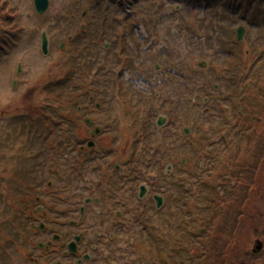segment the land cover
Here are the masks:
<instances>
[{
	"label": "rangeland",
	"instance_id": "374dc122",
	"mask_svg": "<svg viewBox=\"0 0 264 264\" xmlns=\"http://www.w3.org/2000/svg\"><path fill=\"white\" fill-rule=\"evenodd\" d=\"M240 26L245 28L244 38L236 42ZM43 30L48 31L51 40L47 55L41 50ZM96 38L106 39L105 46L96 45ZM62 42L65 44L61 49ZM241 50L247 54L241 59L237 56L235 62L232 55L235 51L240 54ZM120 53L128 56L125 59L128 62H121L117 57ZM262 55L264 0H50L45 14L36 11L34 0H0V264H25L22 249L16 251L14 259L7 256L8 249L21 233L19 229H28L29 232L31 222L39 219L60 232L65 226L59 224L71 219L69 213L62 210L67 207V199L62 201L64 207L54 210L49 216L41 217L45 214L37 206L46 208V205L36 197L47 196L49 193L34 190L35 180L31 175L34 172L32 169L40 162L36 161L35 156L40 154L44 157L38 167L48 170L50 177L57 176V173L67 174L69 157L78 147V139L74 136L76 127L73 122L71 124L72 120H67L72 127L64 138L71 142L67 149L63 147L65 140H61L57 133L70 126L62 127L55 120L74 117L76 110L70 115L66 114L71 104L77 107L85 103L86 107L92 108L91 111L87 110L88 113H94L98 101L90 102L89 91H95L91 94L103 100L97 115L99 123L105 124L113 117L118 121L119 115L126 117L121 121L120 128L99 137L101 146L117 148L111 155L115 163L127 160L134 151L132 143L141 132L139 126H132L134 119L136 123L142 122L144 117L150 119V110L155 115L166 116L165 126L156 124L153 128L155 135L151 143L157 147L149 144V148L156 160L149 164L151 169L147 171V176H150V172L161 173L162 177H158L155 182L156 190L166 196L167 200L173 198L175 204L172 207L177 209V214L183 209L184 199L186 204L190 201L189 192L193 190L198 211L195 209V212L187 213H190L191 222L196 218L194 213L202 216V208L206 205L204 198L211 186L199 180L194 184V189L190 186L187 191L183 187L184 182L190 175L199 178L197 176H201L203 169L210 164L208 159L205 165L206 159L201 157L206 152L203 147L207 136L210 139L207 143L212 146L214 153L213 158L218 151L232 149L233 145L234 150H240L236 129L230 124L225 125L227 117L223 112L225 110L231 114V121L234 120L233 94L243 86L247 88L257 84V80L249 83L247 77L241 78L237 64L241 60L249 64L246 60L254 56L251 58L254 63L245 68L249 71L248 77L253 76L251 74H258V70H264ZM103 56L105 66L102 74L107 75L105 78L109 83H98L99 88L91 90L90 85L97 79L90 76L101 71L100 67L104 64L95 63L97 58ZM19 62L23 64V72L14 85ZM201 62H206L205 68L199 67ZM155 63L160 66L158 70ZM92 64H95V68L91 67ZM124 65L128 66L129 75L124 73ZM118 74L127 79L123 80L124 85L117 84L115 76ZM108 75L113 76L108 79ZM215 84H219L218 87ZM123 90L129 98L127 102L122 92H119ZM66 91L68 93L63 94ZM112 93L115 94L113 98L110 96ZM257 96L255 91L251 92L249 101L259 105ZM239 108L248 113L249 119L260 111L259 108L245 105ZM259 116H264V109ZM187 126L190 132L185 134L183 130ZM166 127H169L168 130H163ZM227 127L230 128L228 135ZM82 129L81 138H84L83 135L89 134L90 130L84 126ZM167 133H172L171 137ZM38 135L45 136V139L40 142ZM34 136L36 139H33ZM51 141L60 146H52ZM33 142H37L38 146L32 145ZM165 153L176 157V174L166 172L168 159ZM229 154L225 156L224 176L213 178V183L223 180V184H218L214 190L217 195L218 189H221L223 194L220 198L227 197L225 192L233 180L228 177L232 170ZM182 156L188 159L186 168L180 164ZM183 169H186L185 172ZM42 175L39 174V177ZM171 179H174L171 183L173 186L169 187L168 181ZM247 181L249 188L253 186V179ZM235 193L229 196L233 199L232 204L223 202V211L218 218L225 221L226 216L227 221H231L234 216L236 219L241 218L242 212L238 206L241 194L238 190ZM108 213L106 207L95 218L97 226L103 225L107 233L111 227L106 218ZM205 214L204 227L206 231H211L207 221L212 212ZM27 217L29 219L26 221ZM252 218L247 242L238 252L243 254L244 264H255V260L256 264H262L264 251L254 254L256 252L253 247L256 237L264 234V210L255 213ZM153 225H157L156 236L161 240V249L168 245L167 248L172 247L177 253V247L178 252H181L177 256L183 255L186 247L196 243V236L192 237L185 228L182 229L184 233L179 234L177 230L175 235V229L170 232V224L161 215ZM146 226L147 232L152 229L151 224ZM200 227L201 224L197 229ZM95 231L96 228L90 233L94 234ZM226 231L224 228V236L228 234ZM129 236L125 240L126 246L138 251V246L130 245ZM224 236L217 241L220 244L219 251L222 250L221 258L228 255H225L228 240ZM178 237L180 242L177 241ZM128 254L130 260L136 259L137 252L134 254L130 251ZM186 261L191 262L192 258Z\"/></svg>",
	"mask_w": 264,
	"mask_h": 264
},
{
	"label": "flooded vegetation",
	"instance_id": "af4514ba",
	"mask_svg": "<svg viewBox=\"0 0 264 264\" xmlns=\"http://www.w3.org/2000/svg\"><path fill=\"white\" fill-rule=\"evenodd\" d=\"M91 67L95 68L93 64ZM96 76V73H92L90 78ZM111 76L113 75H108V79ZM115 78L118 85H124L123 80L127 81L124 75H118ZM16 79L18 83L19 77ZM105 83L108 84L109 81H105ZM95 86L96 83L94 82L90 88H96ZM93 92L95 91H89L88 94L90 95V102L98 101L93 109L94 113H88L92 108L86 106H68L66 114L70 115L72 111L76 110L75 116L63 121L55 120L62 127H67L69 125L67 120H72L71 124L73 122L76 127L74 136L78 139V147L74 149V154L69 157L70 165L66 166L67 174L57 173V176L50 177L48 170L44 171L38 167L43 163L44 155H34L36 161H40L38 166L32 169L34 172L31 176L35 180L34 190L49 193L47 196L38 195L36 197L39 201H44L46 205V208L42 205L37 206L45 214L41 217L49 216L54 210L64 207L62 201L67 199V207L62 210L67 211L71 219L59 224L65 226V229L60 232L45 221H39V219L32 221L29 232L28 229H19L21 233L13 243L14 245L8 249L7 256L14 259L16 251L22 249L25 264H178L176 257L180 253L177 247H175L177 253L172 247L167 248L168 245L161 249V240L156 236L158 234L157 225L152 226L160 215L170 224V232L176 230L175 235L178 229L185 227L190 232L189 228L193 226V221L191 222L190 218L186 216V211L183 212V209L186 208V199L183 201V209H180L179 214H177V209L172 207L175 204L173 198L167 200L166 196L164 197L156 190L155 182L158 177H162L161 173L150 172V176H147V171L151 169L149 164L156 160L155 154L151 153L149 144L152 147H157L156 144L151 143L154 141L151 138L155 135L153 128L157 124L159 115H155L150 110V116H152L150 119L144 117L140 123H136L135 119L133 120L132 126H139V131H141L132 143V146L135 147L134 151L127 160L115 163L116 161H113L111 155L117 148L101 146L99 137L120 128L121 121H124L126 117L119 115V121L113 117L105 124L99 123L100 118L97 115L103 100L101 97L96 99L94 94H91ZM119 92L123 93L121 95L126 102L129 101L124 90ZM66 93L68 92L63 94ZM104 94L108 96L106 93ZM116 95L120 98L119 94ZM110 96L113 98L115 94L112 93ZM49 118L51 119V115ZM50 119L47 118V120ZM65 120L67 122H64ZM153 120H156V123ZM83 126L88 128L90 133L81 138V133L84 131ZM71 128L70 126L67 130L64 129L57 133L61 140H65L67 131ZM126 130H128V123ZM165 130H168V127ZM171 135L172 133H167L168 137ZM38 136L40 142L45 139L43 135ZM129 138L131 139V136ZM33 139H36L35 136ZM73 141L75 142V139ZM51 144L52 146H60L55 141H51ZM70 144L71 142L67 140L63 141L64 148L68 149ZM32 145L38 146L37 142H33ZM110 152L111 154H107ZM109 157L114 164L113 167H111L112 162L108 160ZM165 158L168 159L165 166L166 172L176 174V157L166 154ZM74 160H76L75 163H73ZM187 162L188 159L185 160L184 164L181 162L182 167L186 168ZM185 170L182 171L185 172ZM87 171L91 172L87 174ZM39 174L43 175L39 177ZM171 177L173 176L171 175ZM188 178L190 180L189 176ZM173 181L174 179L168 181L169 187L173 186L171 184ZM175 183L178 185L176 178ZM121 193L123 194L121 195ZM157 195L163 197V203L158 204ZM48 198L52 201H48ZM106 207L109 212L106 218L111 225L108 233L107 228L103 225L97 226L95 223L96 216H100ZM28 219L29 217L26 221ZM254 223H257V220H254ZM146 224H151L152 227V229L149 228L151 230L148 232ZM95 228L94 234L90 233ZM161 229L164 230V228ZM129 234L130 245L138 246V251L137 249L133 251L128 245L126 246L125 240ZM101 239L104 241L100 242ZM130 251L134 254L137 252V256L134 255L136 259L131 258L130 260L128 254ZM253 251L256 252L254 254H260L264 251V234L256 237ZM189 253L186 252L185 257H189ZM256 263L257 260H255Z\"/></svg>",
	"mask_w": 264,
	"mask_h": 264
},
{
	"label": "trees",
	"instance_id": "16d2710c",
	"mask_svg": "<svg viewBox=\"0 0 264 264\" xmlns=\"http://www.w3.org/2000/svg\"><path fill=\"white\" fill-rule=\"evenodd\" d=\"M235 41L239 42L237 38ZM97 42L101 43L102 41ZM124 48L126 49V47ZM239 52L240 54L235 51L234 55H232L235 62L237 60V56H240L241 59L245 54H247L243 50ZM253 57L246 60L249 64L243 63L241 60V63H238L237 67L239 68L241 78L247 77L249 83L257 80V84L249 87L247 86V88H244L243 86L238 92L233 94V104L235 105L233 108V111H235L234 120L231 121V114H227L223 109V113L225 117H227V120H224V122L226 121L225 125L230 124L235 127V131L239 136L238 140H240V142H238L237 145L240 144V150H234L233 148L235 145H233V148L225 150V153L218 151L216 158L222 157L219 161H217V159L215 161H211L214 154L212 146L205 142V148H203V151L205 149L206 152L202 156L205 157L206 163L209 159L208 163L210 164L207 168H205L199 180H201L202 183L205 182L211 186V189L207 191L206 205L203 208V215L205 213L212 212V214H209L207 221V224L209 226L211 225V231L207 229L204 238V235L201 234V229H197L199 224L204 226L203 219L202 217L197 216V213H194L196 218L193 222L196 223L193 224L189 230L191 236H196L197 239L193 246L189 245L187 247V252H190L188 258H192V261H181L183 264H244L242 262L243 254L238 251H241L243 245L247 242V238L249 236L248 234H250V226L253 224V215L264 210V116H259L261 111L264 109V70H258V74H251L253 76L248 77L249 71L245 70V68L249 67L251 63H254L251 60ZM262 59H264V55L261 56V60ZM253 72L257 73L256 71ZM254 91L258 95V100H260L259 105L257 102L253 104L252 101H249L248 96L250 97L251 92ZM241 105L251 106L254 109L259 108L260 111L255 114L253 113L254 118L249 119L248 113L239 108ZM226 132L227 135L230 133L229 127L226 128ZM208 135L212 134L209 133ZM254 142L257 143L255 144ZM229 152L231 153L229 154ZM227 153L231 156L229 160L232 164L230 168L232 169L231 174H228V177L230 180H233L229 184L228 190L225 192L227 197L220 198V196H222L221 189H218L216 193L218 195L217 199V195H215L214 190L218 184H223V180L213 183V178L217 179L218 177L224 176V162ZM249 178L251 180L253 179L254 182L253 186L251 185L250 188L248 187L249 181H247ZM244 189H247V191ZM237 190L241 194V201L238 204L241 208L240 212H242L240 216L241 218L236 219L234 216L231 221H227L228 216H226V221L218 218L217 216L219 213L223 211V202L232 204L233 199L229 198V196H234ZM255 205L256 208H254ZM184 228L178 229L179 234L180 232L184 233V230H182ZM224 228L228 233L226 236H224L223 233ZM222 236L228 240V244L225 249V255L227 253L228 255L223 258H221L222 250L219 251L220 244L217 243L218 238ZM177 241L180 242L179 237L177 238Z\"/></svg>",
	"mask_w": 264,
	"mask_h": 264
},
{
	"label": "water",
	"instance_id": "95a60500",
	"mask_svg": "<svg viewBox=\"0 0 264 264\" xmlns=\"http://www.w3.org/2000/svg\"><path fill=\"white\" fill-rule=\"evenodd\" d=\"M49 4H50V0H34V5H35V9L39 14H44L48 8H49ZM244 33H245V29L243 26H240L238 28V38L240 40H242L244 38ZM49 36L47 31H43L42 32V51L43 53L47 54L49 52ZM201 66H206V62H201L200 63ZM22 71V67L20 64V68L18 70V74ZM164 117L160 116L159 118V124H162L164 121ZM188 130V129H187ZM156 198L158 199V203L161 204L162 198L160 196H156Z\"/></svg>",
	"mask_w": 264,
	"mask_h": 264
}]
</instances>
